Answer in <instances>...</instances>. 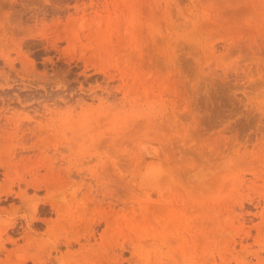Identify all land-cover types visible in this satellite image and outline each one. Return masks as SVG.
Instances as JSON below:
<instances>
[{"label":"rangeland","instance_id":"374dc122","mask_svg":"<svg viewBox=\"0 0 264 264\" xmlns=\"http://www.w3.org/2000/svg\"><path fill=\"white\" fill-rule=\"evenodd\" d=\"M27 2L34 33L11 59L0 43V226L18 227L0 261L24 253L7 237L49 247V194L63 221L102 216L98 242L135 264H264V0H66L37 24ZM42 165L45 187H18Z\"/></svg>","mask_w":264,"mask_h":264},{"label":"bare ground","instance_id":"6f19581e","mask_svg":"<svg viewBox=\"0 0 264 264\" xmlns=\"http://www.w3.org/2000/svg\"><path fill=\"white\" fill-rule=\"evenodd\" d=\"M27 1L28 0H0V2L8 8V15H6L5 18H2L0 20V37H1L0 43L6 41L12 44V46L14 47L12 48L11 45H7V47L5 46L6 48L2 49V51L6 53V57H5L6 59L7 58L11 59L12 51L16 52V32L17 34L22 33L24 35H30L34 33L32 27L30 28L29 25H26V23H28V20H24V16L20 15L19 10L18 12L16 10V4L17 5L19 4L22 7L21 8L22 10L23 8L28 7ZM43 3H44L43 7L39 11L33 13L32 16L30 17L32 22H34L35 24L43 22L46 19V17L49 15L64 14L69 11V7L66 4V0H43ZM24 10L27 9L25 8ZM53 33H55V36L53 38L52 37L48 38V44L51 50L55 52H59L60 48L58 46V43L63 40V37L60 36V33H58V29H56L55 32ZM51 59L52 58H48L47 60H51ZM52 112L53 111H51V113ZM6 120H9V118L7 117ZM44 163L46 164V162ZM44 168H46V171L42 175V177L39 178L40 170ZM52 168L47 169L46 166L42 165V166L32 167L30 170H25V174L30 176L31 180H27L26 178L19 180L18 187L21 185V182L27 186H31L34 184L39 185V181L43 182L45 187L46 184L42 179L45 177H49L51 175ZM23 171L24 170H22V172ZM5 176L6 179H8L10 177V172L6 171ZM10 181L11 183L8 185V189L5 191L6 193H11L13 191L12 190L13 186L16 184L15 178L11 179ZM51 185L50 187L52 188L53 186ZM47 188H49V184ZM55 196H52L53 198H55L54 201L53 199H51L49 194H47V197L49 198L48 202L51 203L53 210L57 213L56 214L57 223L55 225L49 226V230H48L49 232L47 234V239L45 240L49 244L48 248H42V245H40L39 248L36 249L35 253H31V249L29 248L28 245L29 242L34 240L36 237L28 236L26 240V245L22 247H18V243L16 240L7 237L6 240L14 243L17 246V250L19 249L24 250V253L22 255H18L19 260H17L16 264H27L28 262H33L34 264H51L53 262V258H52L53 250L57 252L59 247L62 245L66 246L67 252H65L62 255L63 257H61L60 264H131V263L135 264L137 263L138 260H136L133 252H131L132 257L130 259L125 260L123 258V252L127 248V245H125V243H119L117 245H114L112 237H107V238L105 237L106 230L102 234H99L101 240L100 242H98V239L96 238V234H97V228L100 227V225L103 223L104 219L102 216L94 215L91 218H86L85 216L78 215L77 216L78 222L72 221L68 223L66 221H63L62 212H61L63 207L60 206L62 204L60 205L56 204V202L60 199L56 201L57 196L56 197ZM25 204H26L25 202H22L23 207H25ZM32 208L35 211L33 215L27 213L29 209L26 210L24 214L26 215L25 218L27 219L28 225H30L31 223H36L38 221L47 222L46 219H41L39 218V216H37L36 213L38 210V206L31 207V210ZM64 208L66 209L67 212L69 211L68 207H64ZM11 221L12 220L7 221L6 225H5V221L2 222L0 226V238L3 237L1 233L6 232L7 234L14 232V230H18L17 222L15 221L12 223ZM20 228L23 230L24 226H21ZM92 241L94 242L92 243ZM74 245H77L78 249L71 251L70 248L73 247ZM95 245H97L98 247L96 248ZM3 252H5V250H3ZM6 253H7L6 256L9 258L11 252L6 251ZM8 258L4 261H0V264H8L9 262ZM9 263L15 264V261Z\"/></svg>","mask_w":264,"mask_h":264}]
</instances>
